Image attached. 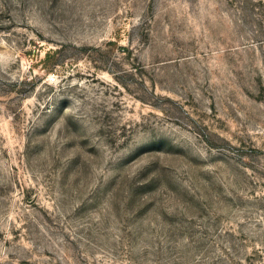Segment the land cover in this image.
Here are the masks:
<instances>
[{
	"label": "rangeland",
	"instance_id": "1",
	"mask_svg": "<svg viewBox=\"0 0 264 264\" xmlns=\"http://www.w3.org/2000/svg\"><path fill=\"white\" fill-rule=\"evenodd\" d=\"M0 264H264V0H0Z\"/></svg>",
	"mask_w": 264,
	"mask_h": 264
}]
</instances>
